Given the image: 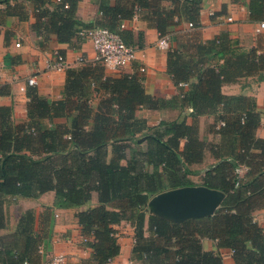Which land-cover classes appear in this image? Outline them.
Listing matches in <instances>:
<instances>
[{"label": "trees", "instance_id": "16d2710c", "mask_svg": "<svg viewBox=\"0 0 264 264\" xmlns=\"http://www.w3.org/2000/svg\"><path fill=\"white\" fill-rule=\"evenodd\" d=\"M30 1L36 8L33 28L43 45L54 34L75 47L85 39L82 30L98 26L125 40L121 23L144 8L160 35L185 19L198 26L202 2L169 0L172 7H161L163 0H99L101 16L83 22L77 17L79 0ZM249 7L255 20L264 19V0H250ZM11 11L9 0H0V23ZM220 41L199 42L190 36L169 50L168 59L175 82L189 83L182 97L191 103L193 117L223 109L216 124L222 142L214 148L220 159L203 180L225 193L213 214L174 221L149 212L153 195L189 184L188 165L202 160L205 142L197 126L185 121L149 126L137 110L157 108L160 100L146 92L136 74L107 75L95 62L67 67L61 99H48L30 87L23 122H16L11 106L0 105V229L7 226L4 206L9 198H37L54 190L55 205L72 208L97 192L98 204L77 212L92 258L74 264H108L118 256L121 245L114 226L123 220L134 226L133 258L141 264H224L221 252L204 249V237L230 248L236 264H264V229L253 218V211L264 205V138L256 134L257 103L221 90L223 81L240 75L263 79L264 51H228ZM223 50L231 53L225 64H214ZM101 90L108 95L94 109L90 100ZM57 116L68 121L54 122ZM240 167L246 168L244 174L238 173ZM45 229L36 228L34 210L24 211L13 231L0 233V264H40Z\"/></svg>", "mask_w": 264, "mask_h": 264}, {"label": "crops", "instance_id": "0c3cea01", "mask_svg": "<svg viewBox=\"0 0 264 264\" xmlns=\"http://www.w3.org/2000/svg\"><path fill=\"white\" fill-rule=\"evenodd\" d=\"M9 2L12 11L0 23V105L11 106L16 122H23L27 119L30 87L35 86L41 96L51 100L63 97L67 68L47 69V59L54 58L56 52H61L66 56L68 67H76L80 65L75 62L80 55L85 57V63H95L96 49L88 38L75 47L68 42L56 40L54 34H51L52 40L48 41L46 46L43 45L42 36L33 28L36 20L34 3L30 0H9ZM110 2L114 4L116 0H110ZM249 3L250 0H202L200 24L190 26L189 21L185 19L176 25L169 26L167 31L170 35V44L178 47L190 36L199 42H209L219 37L221 44L224 43L230 47L228 51L240 52L253 48H258L259 52L264 51V27L260 28V20L252 17ZM5 5L1 4V7ZM161 7H172V4L169 0H163ZM147 14L146 8L139 9L132 18L123 20L126 24L124 38L138 50L132 66L121 70H109L104 67L105 73L111 76L119 73L136 74L142 79L146 92L160 100L157 108L141 107L137 110L136 115L145 119L149 126H156L166 121H185L187 124L197 126L199 138L205 142V148L202 160L188 165L191 172L187 174L186 180L189 182L188 185H205L203 180L208 170L220 159L215 154L214 148L222 142V135L216 131L219 124L217 126L216 124L217 116L223 113V109L221 108L218 114H202L196 118L193 117L191 103L182 97L188 91L189 83L175 82L173 74L168 69L169 50L158 46L160 32L154 22L146 18ZM100 16L99 0H79L78 19L91 22ZM228 51H221L213 59V63L225 64L227 57L231 54ZM141 67H145V70L141 71ZM33 75L37 83L29 85L28 78ZM221 90L226 95H243L255 99L260 121L256 134L264 138V78L259 79L258 74L240 75L232 80L223 81ZM107 95L108 92L104 90L95 93L90 100V105L96 109L100 100ZM53 121L66 123L68 119L65 116H57ZM45 122L50 124L49 119H45ZM146 144L145 141L143 148H146ZM184 144L185 139L181 141V149ZM242 169L241 174H244L246 168ZM55 197V191L49 190L37 198H9L4 206L7 226L0 229V233L13 231L20 215L32 209L36 213V228L42 230L44 226L46 227L41 246L40 264H60L54 260L56 255H64V264L91 260L93 250L86 244L77 212L96 206L97 192H93L91 200L86 204L72 208L56 206ZM10 206H15L17 213L14 217L11 215ZM148 210L152 213L151 209ZM253 218L264 229V205L258 206L253 211ZM114 227L117 230L121 252L108 264H139L133 258L134 226L129 221L123 220ZM145 229H148V222ZM202 244L205 250L221 252L224 264H236L233 251L230 248L221 247L218 240L204 237Z\"/></svg>", "mask_w": 264, "mask_h": 264}, {"label": "built area", "instance_id": "2783aa9c", "mask_svg": "<svg viewBox=\"0 0 264 264\" xmlns=\"http://www.w3.org/2000/svg\"><path fill=\"white\" fill-rule=\"evenodd\" d=\"M58 2L62 0H56ZM68 6V3H65ZM190 26H193L192 22H189ZM126 26L125 21L121 23V28ZM264 27V21H260V28ZM259 28V29H260ZM81 34L90 39L96 49L95 60L97 63L104 66L109 70H121L128 66H132V63L136 59L137 47L128 44L119 32L113 31L107 27H93L90 29H84ZM170 35L168 33L160 35L157 44L163 49H174L170 44ZM20 45V43H17ZM86 61L83 55L77 57V64H84ZM68 67L66 56L61 52H56L54 58L47 59V69L62 70ZM141 71L145 70V67H141ZM37 83L35 75L28 78L29 85H35ZM243 167L238 168V173L241 174ZM54 260L57 263L64 264V255H56ZM141 264V263H139Z\"/></svg>", "mask_w": 264, "mask_h": 264}, {"label": "water", "instance_id": "95a60500", "mask_svg": "<svg viewBox=\"0 0 264 264\" xmlns=\"http://www.w3.org/2000/svg\"><path fill=\"white\" fill-rule=\"evenodd\" d=\"M225 193L206 185H184L153 195L148 202L152 213L182 221L213 214Z\"/></svg>", "mask_w": 264, "mask_h": 264}, {"label": "rangeland", "instance_id": "374dc122", "mask_svg": "<svg viewBox=\"0 0 264 264\" xmlns=\"http://www.w3.org/2000/svg\"><path fill=\"white\" fill-rule=\"evenodd\" d=\"M10 207H11V206H10ZM10 207H8V208H10ZM148 209H150L149 206H148ZM11 212H12L11 215L14 217V216H15V213H17L16 210H15V206H12V207H11ZM149 212H150V211H149ZM39 229H40V228H39Z\"/></svg>", "mask_w": 264, "mask_h": 264}]
</instances>
